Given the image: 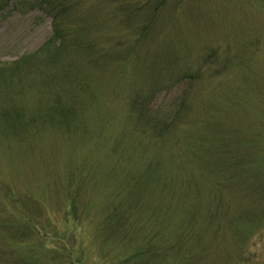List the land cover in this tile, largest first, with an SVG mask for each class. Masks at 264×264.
<instances>
[{"label": "rangeland", "instance_id": "obj_1", "mask_svg": "<svg viewBox=\"0 0 264 264\" xmlns=\"http://www.w3.org/2000/svg\"><path fill=\"white\" fill-rule=\"evenodd\" d=\"M0 264H264V0H0Z\"/></svg>", "mask_w": 264, "mask_h": 264}, {"label": "trees", "instance_id": "obj_2", "mask_svg": "<svg viewBox=\"0 0 264 264\" xmlns=\"http://www.w3.org/2000/svg\"><path fill=\"white\" fill-rule=\"evenodd\" d=\"M179 1H180V3L182 4V3H184L186 0H179ZM53 15H54V20H53V21H55V19H56V17H55L56 13H55V14L53 13Z\"/></svg>", "mask_w": 264, "mask_h": 264}]
</instances>
